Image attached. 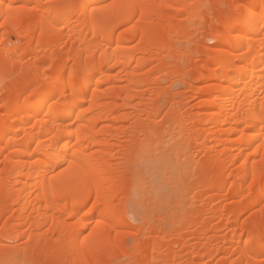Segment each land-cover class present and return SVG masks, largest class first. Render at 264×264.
Listing matches in <instances>:
<instances>
[{"label":"bare ground","instance_id":"6f19581e","mask_svg":"<svg viewBox=\"0 0 264 264\" xmlns=\"http://www.w3.org/2000/svg\"><path fill=\"white\" fill-rule=\"evenodd\" d=\"M0 238V264H264V0H0Z\"/></svg>","mask_w":264,"mask_h":264},{"label":"rangeland","instance_id":"374dc122","mask_svg":"<svg viewBox=\"0 0 264 264\" xmlns=\"http://www.w3.org/2000/svg\"><path fill=\"white\" fill-rule=\"evenodd\" d=\"M217 42H218L217 39H215V40H212V39H211V40H208V41L206 42V46H213V45L216 44ZM10 72H11V71H10ZM10 72H8V73L10 74ZM13 73H16V70L14 71V69H13ZM13 73L10 74V75H12V76H14V77H12V76H10V75L8 74L9 77H12V78H13V79H9V80H10V81H17L18 79H15V78H17V77H15V76H17V74L14 75ZM181 88H182V86H180L179 89L183 91L184 88H182V89H181ZM186 100L188 101V104H189L190 106H192V107L196 104V103H195L196 101L193 100V99H192V100H191V99L189 100L188 98H186ZM124 122H125V121H124ZM125 123H128V121H126ZM205 173H206V172H204L203 175H204ZM201 178H202V177H201ZM131 223H132L134 226H138V225L140 224V219H139L136 215H134V216L132 215ZM1 238H2V237H1ZM1 238H0V239H1ZM132 238H133V237H131L129 240H131ZM3 239L5 240V237H3ZM4 240H3V241H4ZM4 242L7 243V244H15V243H13V242L7 240V239H6Z\"/></svg>","mask_w":264,"mask_h":264}]
</instances>
